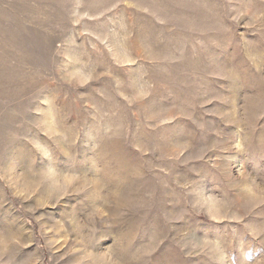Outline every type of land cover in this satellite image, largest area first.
I'll return each instance as SVG.
<instances>
[{"label": "rangeland", "instance_id": "374dc122", "mask_svg": "<svg viewBox=\"0 0 264 264\" xmlns=\"http://www.w3.org/2000/svg\"><path fill=\"white\" fill-rule=\"evenodd\" d=\"M0 264H264V0H0Z\"/></svg>", "mask_w": 264, "mask_h": 264}]
</instances>
